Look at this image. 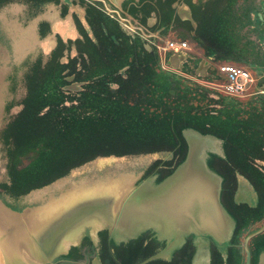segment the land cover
I'll list each match as a JSON object with an SVG mask.
<instances>
[{
	"label": "trees",
	"instance_id": "1",
	"mask_svg": "<svg viewBox=\"0 0 264 264\" xmlns=\"http://www.w3.org/2000/svg\"><path fill=\"white\" fill-rule=\"evenodd\" d=\"M35 1L38 5L46 2ZM223 2L225 6L205 16L196 31V42L208 58H223L218 53L224 52L222 39L228 32L222 25L236 0ZM93 17L100 28L94 32L95 40L81 32L85 40L77 42L79 58L62 63L59 51L45 65L41 59L36 61L27 74V96L11 125L17 145L5 137L10 157L9 183H0L5 192L26 194L101 155L175 150L179 163L185 153L183 126L192 125L238 143L248 130L246 119L264 118V95L245 104L224 97L216 100L197 83L162 69L159 55L148 51L139 39L126 36L115 20L102 13ZM125 66L124 75L113 76ZM83 72L102 76L94 80L90 75L78 93L64 90L67 75ZM235 103L240 109L236 117L228 115V108L237 107Z\"/></svg>",
	"mask_w": 264,
	"mask_h": 264
},
{
	"label": "water",
	"instance_id": "2",
	"mask_svg": "<svg viewBox=\"0 0 264 264\" xmlns=\"http://www.w3.org/2000/svg\"><path fill=\"white\" fill-rule=\"evenodd\" d=\"M3 1L0 5V11L4 8H9L10 10L12 5H19L20 8L25 9L24 17L26 16V18L21 21L22 23L17 18L9 16V21H13L16 24H27V22L33 20L40 13H34L38 7L35 0ZM130 1L141 6L130 5ZM223 1L99 0L97 3L104 6L103 2H105L104 11L109 18L117 22L121 31L130 39H139L143 44L147 43L150 46H154V51L164 63L159 45L169 38L179 39L180 34H182L186 38L181 40L189 39L192 46L197 44L201 48L200 44L196 42V31L201 26L205 16L213 14L220 5L221 7L225 6ZM106 3H109L110 7ZM43 7H46L45 2L39 5V10ZM129 7H132L130 8L132 17L134 16L133 8H136L135 17L139 19L138 25L130 23L133 21L124 15ZM258 16L264 22V0H262V11L258 13ZM148 20L151 26L148 25ZM150 20L152 21L150 22ZM165 25H168L166 27L168 29L160 33L157 39H154L153 34L159 33L156 30L158 28L161 29ZM13 31L12 35L11 33L10 35L7 34L10 37L6 39L7 42L10 41L7 44L2 39V35H0V146H2V151L6 155V168L9 165L10 159L7 155L9 145H5V131L11 121L14 120V116L16 117L22 109L23 100L28 92L27 74L30 72L31 65L44 57L43 55L35 57L37 55L35 47L21 48V51L18 52V49L12 45L13 39L17 37V32ZM38 32L41 39H44L49 34V31L41 29L39 24ZM175 34H177V37ZM165 37H167L166 40H164ZM160 38L163 39L162 43L160 42ZM193 53L188 52L181 55L168 52L166 54V64L164 63V65L167 69L175 70L174 73L183 77L195 81L198 80V83L201 85L204 84L199 79L213 80L219 78L214 64L216 62L212 58H208L204 54L203 56L196 57ZM188 57L194 59L193 61L198 66L194 73H190V71L187 73L185 69L182 72L181 69L179 70V62ZM49 58L44 63H47L50 60ZM20 74H22V77L24 75L23 81L26 86V94L21 101L22 106L20 105L19 110L14 116L10 119H5L6 114L10 110L8 103L14 99L13 91L15 90V85L12 84L14 79ZM255 77L256 83L251 96L264 93V84L260 83L261 76L255 73ZM204 86L211 88L206 85ZM210 90L214 91L217 89L211 88ZM256 98L255 96L251 99ZM181 136L185 143L184 157L176 165L171 174L158 183L152 180L155 174H151L152 169L148 174L123 171V165L120 164L122 162L118 161L114 166L104 169L100 173L89 170L85 174H81L83 176L77 179V181L79 179L81 181H72L69 184L70 186L62 189L58 188L55 193L51 191L47 192L45 197L40 198L43 201H40V204L35 206L34 209L19 210L8 205L2 194H11L0 188V203L10 212L24 217L31 214L42 216L41 220L37 221L34 225L26 218L15 229L11 227L5 229L3 235L5 233H17L20 253L17 256L10 257L0 247V264H55L53 258L62 249L79 247L81 238L84 233L88 232L87 229L89 227H92L90 228L91 234L92 232L96 233L94 228L100 226V218L105 210H110V215H113L118 210V207H122L123 209L121 214L119 217L115 214L114 218L108 222L116 230H120L122 234L133 235L156 224L164 226L166 223H163L162 219L166 215L170 216L174 222H186L192 226L186 229L185 232L226 233V228H218L219 225L224 224L226 226L227 216L221 204V178L212 168L210 161H212L213 155L217 152L219 154L225 150L224 144H226L227 140L216 133L204 131L192 125L183 126L181 128ZM159 153L173 154L175 150L159 151ZM146 154L150 155V153ZM91 161L72 169L68 174L80 171L83 167L85 170V165H88ZM67 175L45 186L51 187L58 184L59 181L66 180ZM71 177L73 176L71 175ZM6 183H9V179ZM43 187L33 189L26 194L12 196L14 198L23 197ZM263 230L264 227L252 233L249 238ZM1 236L2 230L0 232ZM247 243L248 238L245 242L246 247ZM247 253V264H250V252L248 248ZM195 257L193 264H202L203 259L205 260L204 256L203 259L197 255ZM206 264H208L207 261ZM256 264H264V252L260 254Z\"/></svg>",
	"mask_w": 264,
	"mask_h": 264
},
{
	"label": "flooded vegetation",
	"instance_id": "3",
	"mask_svg": "<svg viewBox=\"0 0 264 264\" xmlns=\"http://www.w3.org/2000/svg\"><path fill=\"white\" fill-rule=\"evenodd\" d=\"M98 1L46 0V6L50 4L57 6L56 12L61 19L55 24L45 20L39 23L40 28L42 24H45L49 34L54 32L57 37L51 45L47 41L43 43L46 53L51 52L49 59L59 51L62 54L59 58L62 63H68L69 59L74 57L79 58L77 42L85 40L81 32H88L95 40L94 32L100 26L93 16L102 13L108 17L103 8L105 2L102 6L97 3ZM129 4L141 6L133 1ZM106 5L110 7L109 3ZM130 8L132 7H129L124 15L133 21L130 23L138 25L139 19L135 17L136 8H133V17ZM44 11L45 7L39 10L38 5L34 13L40 12L39 15ZM148 25L151 26L149 20ZM166 27L168 25L158 28L156 32L159 33H154L153 38L157 39L160 33L168 29ZM160 42L162 43L163 39L160 38ZM143 46L148 51L155 50L154 46L147 43ZM83 56L88 61L87 54L84 53ZM193 60L188 57L181 61L179 70L186 68L190 69V73H194L198 66ZM164 63L166 64V60ZM81 68L79 62L77 69ZM126 69L127 66L121 68L113 76L124 75ZM90 75L92 76L89 72H83L81 76L78 73H70L65 78L67 84L64 85V90L72 93L84 90L85 85L89 83L84 80L90 79ZM101 76L94 75L92 79H100ZM260 130L264 133V124ZM224 149L221 153L217 152L213 155L210 163L221 178V204L227 216L226 226L223 224L218 228H226V233L207 234L198 230L199 233L185 232L192 226L186 222H174L170 216L166 215L162 219L163 223H166L164 226L156 224L133 235L122 234L108 222L114 218L115 214L119 217L123 209L118 207L113 215H110V210H105L100 218V226L94 228L96 233L91 234L92 227H89L88 232L82 236L78 248L62 249L53 258V262L55 264H193L197 255L202 259L204 256L208 264H247L248 248L250 264H256L260 254L264 252V230L251 238L249 236L264 227V136L259 140L246 136L243 137L242 142L238 143L228 138ZM149 157L153 165L159 162L151 172V174L155 173L152 177L155 183L171 174L178 164L176 153L156 152L150 153ZM124 160H127V156H97L88 163L90 167L86 164L85 170L83 167L70 175L74 176L81 172L85 174L91 169L100 173L104 169L111 168L118 161ZM0 183L6 182L0 181ZM55 185L58 189V184ZM19 198L16 200L20 201ZM205 260L203 259L202 264H206Z\"/></svg>",
	"mask_w": 264,
	"mask_h": 264
},
{
	"label": "rangeland",
	"instance_id": "4",
	"mask_svg": "<svg viewBox=\"0 0 264 264\" xmlns=\"http://www.w3.org/2000/svg\"><path fill=\"white\" fill-rule=\"evenodd\" d=\"M262 0H236L233 6L228 9L227 16L225 18V21L223 22V30H227L228 34L222 39L223 44H224V52L220 51L218 54H222L223 58L219 59L217 56L212 55L213 61L216 62L215 64H222L223 62L225 63H230L238 66L245 67L249 70L252 71L255 70L259 76L261 74V80L260 83L264 84V71L260 72L258 71V67H262L264 70V42L260 41L259 39H262L260 36V31L261 27L263 25L264 27V22L262 24V20L259 18L258 14L259 12L262 11ZM13 6V7H12ZM10 10H8V18L9 16L12 18H17L20 22L23 21V19L26 18L24 17V11H21L20 6L18 5H12ZM254 11V12H253ZM249 12L251 13L249 15ZM251 16L252 21H249L246 16ZM22 23V22H21ZM188 26V25H186ZM189 27V26H188ZM3 35V34H0ZM177 37V34H175ZM1 37V36H0ZM4 38L9 39L10 37L7 36V34L4 32ZM186 37H179V39H184ZM12 39V38H11ZM167 37H165L164 40H166ZM173 39V38H172ZM189 42H191L189 39H185ZM14 50V49H11ZM193 55L196 57L203 56L205 55V52L202 48H200L197 44H194L193 46ZM61 53V52H60ZM44 56L41 58L43 63L45 60L49 58L50 53H46V49L43 48V51L40 50L38 54L35 56ZM171 56V55H170ZM181 62V61H180ZM179 62V63H180ZM34 64V63H33ZM31 65V67L33 66ZM45 65V63L43 64ZM160 66L162 69L166 71H171L175 72V70H169L165 67L164 63L162 60H160ZM251 68V69H250ZM188 73L190 70L186 68H181V72L185 71ZM253 72V71H252ZM255 75V73L253 72ZM187 75V74H186ZM182 76V75H181ZM189 76V75H187ZM189 79V78H187ZM24 80V75L22 77V74L17 76V78L14 79L13 84L15 85L13 95L14 99L9 101L8 105L10 107V110L6 114V118L10 119L12 116L15 115V113L19 110L20 105L22 104V99L24 98L26 94V86ZM189 81L197 83L200 85L202 88L207 90V93L210 94L214 99H219V98H228V101L234 99L236 102L242 101V103L245 104L247 100L251 101L252 97H259L263 96L264 93L257 94L254 96L247 95L244 97H237L234 95L226 94L222 92L221 90H210L211 88H207L204 85H201L198 83V80H191ZM213 88V87H212ZM172 92L174 90L172 89ZM200 92H203L200 90ZM204 93V92H203ZM239 100V101H238ZM255 100V99H254ZM207 102V100H204L202 103ZM236 104V103H235ZM217 108L222 107V104H215ZM237 105V104H236ZM22 106V105H21ZM246 108L249 112L253 113L255 111V108L253 107H242ZM240 112V109L237 105V107H230L228 108V115L232 116H237V114ZM15 118V116H14ZM5 122V120H4ZM12 122L8 125L7 130L5 131L4 136L8 137L9 142L12 144L14 141L13 137V130L11 128ZM247 122V128L246 136L253 137L254 140H259L260 137L264 136L261 135V127L264 124V118L263 119H246ZM243 137V136H241ZM15 143V141H14ZM17 144L15 143V146ZM8 155V153H7ZM9 157V155H8ZM10 159V157H9ZM27 161V160H25ZM6 155L4 151H2V146H0V181H8L9 179V169L6 168ZM121 165H123L124 170L123 171H130L132 173H145L148 174L149 171H151L153 164L150 162V157L147 154H134V156L129 155L127 157V160L121 161ZM8 166V165H7ZM90 167V165H88ZM128 167V168H127ZM92 170V169H91ZM153 170V169H152ZM122 172V171H121ZM82 173V172H81ZM81 173H78L77 175L74 174L73 177H71L70 174L67 175L66 180L64 181H59L58 183V188L62 189L65 188L66 186H70V182H79L77 179L79 177H82ZM55 189V190H53ZM56 192V185L53 186H44L43 188L33 191L30 194H27L26 196L20 197V201H17L16 198H14L12 195H8L6 193L2 194V197L5 199V201L8 203V205L12 206L13 208L19 209V210H24L27 208L34 209L35 206H38L41 200V197H45L47 195V192ZM40 199V200H39Z\"/></svg>",
	"mask_w": 264,
	"mask_h": 264
},
{
	"label": "built area",
	"instance_id": "5",
	"mask_svg": "<svg viewBox=\"0 0 264 264\" xmlns=\"http://www.w3.org/2000/svg\"><path fill=\"white\" fill-rule=\"evenodd\" d=\"M163 61L166 60V54H187L193 52V46L187 40L169 38L163 44L159 45ZM215 64V63H214ZM219 78L213 80L199 79V81L214 89L238 97H244L253 93L256 77L253 72L245 67L222 63L215 64Z\"/></svg>",
	"mask_w": 264,
	"mask_h": 264
},
{
	"label": "crops",
	"instance_id": "6",
	"mask_svg": "<svg viewBox=\"0 0 264 264\" xmlns=\"http://www.w3.org/2000/svg\"><path fill=\"white\" fill-rule=\"evenodd\" d=\"M262 3V2H261ZM262 8V7H261ZM21 11H24V8H20ZM57 6L54 4L47 5L45 7V11L42 14H39L37 17H35L33 20H30L27 22V24H20V23H15V22H10V18H8V10L9 8H4L3 10L0 11V32L2 35V39L5 40V43L7 44V40L4 38V32L8 35H12L14 33L13 30H15L17 33V37L13 39L12 45L18 49V52L21 51V48L25 47H35L37 49V54L40 50L43 51V43L48 42L50 45L56 40L57 37L56 34L53 32L50 33L46 38L41 39V36L39 35L38 32V24L41 21H49L52 24L57 23L59 20V15L56 12ZM254 12V11H253ZM251 13L249 12V15ZM258 14V13H257ZM246 16L249 21H252L251 16ZM263 24V22H262ZM13 29V30H12ZM11 31V32H10ZM15 35V34H14ZM260 36L262 39H259L261 42H264V27L262 25L261 31H260ZM17 39V40H16ZM10 44V43H9ZM8 44V45H9ZM251 69V68H250ZM254 73H257L255 70L252 69ZM258 71L262 72L264 71L262 67H258ZM261 76H263L261 74Z\"/></svg>",
	"mask_w": 264,
	"mask_h": 264
},
{
	"label": "bare ground",
	"instance_id": "7",
	"mask_svg": "<svg viewBox=\"0 0 264 264\" xmlns=\"http://www.w3.org/2000/svg\"><path fill=\"white\" fill-rule=\"evenodd\" d=\"M26 218L32 225H34L37 221L41 220L42 216H38L36 214H31L27 217L20 216L17 213L10 212L0 203V232L2 230V236L0 237V247L10 257L17 256L20 253L18 248L17 233H5L3 235V232L9 227L15 229V227H18L19 224Z\"/></svg>",
	"mask_w": 264,
	"mask_h": 264
}]
</instances>
